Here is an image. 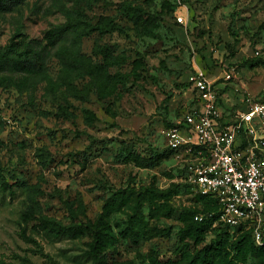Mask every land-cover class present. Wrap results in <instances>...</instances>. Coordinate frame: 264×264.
I'll return each mask as SVG.
<instances>
[{
    "label": "rangeland",
    "instance_id": "374dc122",
    "mask_svg": "<svg viewBox=\"0 0 264 264\" xmlns=\"http://www.w3.org/2000/svg\"><path fill=\"white\" fill-rule=\"evenodd\" d=\"M17 31L46 46L0 66V264H264L166 146L197 68L223 122L264 99V0H1L0 45Z\"/></svg>",
    "mask_w": 264,
    "mask_h": 264
},
{
    "label": "built area",
    "instance_id": "2783aa9c",
    "mask_svg": "<svg viewBox=\"0 0 264 264\" xmlns=\"http://www.w3.org/2000/svg\"><path fill=\"white\" fill-rule=\"evenodd\" d=\"M176 20L184 22L182 15ZM187 82L198 103L166 130V146L194 156L189 183L198 194L217 200V220L249 227L254 240L263 244L264 99L247 97L245 110L223 122L207 72L197 68Z\"/></svg>",
    "mask_w": 264,
    "mask_h": 264
},
{
    "label": "trees",
    "instance_id": "16d2710c",
    "mask_svg": "<svg viewBox=\"0 0 264 264\" xmlns=\"http://www.w3.org/2000/svg\"><path fill=\"white\" fill-rule=\"evenodd\" d=\"M1 2V0H0ZM71 24H64L62 26H57L52 30H49L46 35L47 44L50 46H54L59 41L60 37L69 28ZM38 40L34 38H30L25 33L17 31L11 38V40L5 45H0V66L2 69H11L16 71H30V70H38L43 66V53L45 46L37 47ZM197 104V103H196ZM194 103V106H196ZM174 122L169 123L168 127L172 126ZM6 183L3 182L1 184L2 188H5ZM200 197L206 202V204L211 208L213 212L214 219H218L219 215V204L216 199L199 194ZM227 227H230L226 225ZM250 229H244L243 225L237 227V231L243 232L242 234L250 235L252 241L254 237ZM260 250L264 249V245L259 247ZM53 264H57L52 261Z\"/></svg>",
    "mask_w": 264,
    "mask_h": 264
},
{
    "label": "crops",
    "instance_id": "0c3cea01",
    "mask_svg": "<svg viewBox=\"0 0 264 264\" xmlns=\"http://www.w3.org/2000/svg\"><path fill=\"white\" fill-rule=\"evenodd\" d=\"M239 112H240V111H239ZM233 118H234V117L232 116V117L230 118V120L233 119Z\"/></svg>",
    "mask_w": 264,
    "mask_h": 264
}]
</instances>
